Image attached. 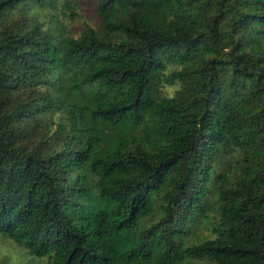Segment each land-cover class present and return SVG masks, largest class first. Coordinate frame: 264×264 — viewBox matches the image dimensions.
Here are the masks:
<instances>
[{"label": "trees", "instance_id": "16d2710c", "mask_svg": "<svg viewBox=\"0 0 264 264\" xmlns=\"http://www.w3.org/2000/svg\"><path fill=\"white\" fill-rule=\"evenodd\" d=\"M73 1L0 0L7 264H264V0Z\"/></svg>", "mask_w": 264, "mask_h": 264}, {"label": "rangeland", "instance_id": "374dc122", "mask_svg": "<svg viewBox=\"0 0 264 264\" xmlns=\"http://www.w3.org/2000/svg\"><path fill=\"white\" fill-rule=\"evenodd\" d=\"M95 1L94 0H74L69 5L62 2L59 3L54 9V21L58 24V28L64 30L65 34L76 36L82 26L86 24L94 25L97 23L95 15ZM45 23L49 22V16L46 15ZM178 85H166L162 89V93L171 95L175 92ZM207 233V231H205ZM0 264L11 263L12 261L18 262L19 258L23 257V251L12 240L7 237L0 236ZM2 260V261H1ZM37 264H41L42 260ZM13 264V263H12Z\"/></svg>", "mask_w": 264, "mask_h": 264}]
</instances>
